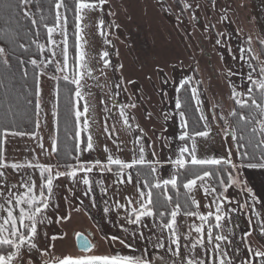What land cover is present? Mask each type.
<instances>
[{
	"label": "rangeland",
	"instance_id": "rangeland-1",
	"mask_svg": "<svg viewBox=\"0 0 264 264\" xmlns=\"http://www.w3.org/2000/svg\"><path fill=\"white\" fill-rule=\"evenodd\" d=\"M185 4H190L191 7L186 8ZM60 11L64 13L63 8ZM83 15L82 35L87 41L85 51L94 69V78L86 76L82 81L86 87L82 89L81 102L83 105L84 100H87L90 106V128L84 134L86 137L91 132L95 141L94 150L84 152L83 160L98 159L106 162L108 153L105 146L114 156L118 154L122 159L131 160L134 148L132 140L139 134V130L135 129L137 123L146 134V146L155 147L157 157L162 162L169 157L174 159L177 145L183 143L178 140L182 129L180 118L176 114L178 110L175 108V100L177 95L181 99V93H177L176 88L179 81L187 77H193L189 86L198 88L202 109L211 128L207 138H197L198 157L227 156V149L232 148L233 160H237L232 137L225 138L222 131L226 125L221 116L227 118L232 127L236 128L230 115L236 104L232 98L231 85H238V90L245 91L248 87L246 74L251 70L240 59V49H252V53L247 55L251 56L257 69L264 63L259 51L260 43L264 44V0H107L102 9L86 10ZM100 19L104 20V35L100 34ZM56 38L59 39V36ZM217 40H220L219 44L216 43ZM104 51L109 53L108 67L104 66L101 58ZM56 58L60 59L59 56ZM229 70L234 75L229 76ZM55 73L46 71L45 75L39 77L38 100L41 110L37 115L38 135L18 136L9 132L4 137L3 156L8 163H35L38 159L40 163L56 164L53 153L49 154L57 131L54 116L57 109V81L50 78L57 75ZM117 84L120 85L119 88L116 87ZM224 84L229 94L225 93ZM243 98L248 97L245 95ZM193 102L196 105L195 98ZM257 102H260L258 94ZM130 103L136 105L135 108L127 109L128 114L135 117V120L130 121L133 125L132 131L124 128L119 115V105ZM249 103L251 104L250 100ZM165 114L169 117L167 120ZM255 116L260 119L258 113ZM105 121L108 131L113 132L111 137L105 131ZM40 137L43 138V149L39 147ZM117 144L122 149L119 153ZM147 158L153 159L151 155ZM5 171L9 185L16 183L20 177L39 174L38 170L32 169L15 172L8 168ZM239 171L240 181L246 183L235 184L224 193L230 201H226L224 205L230 218L222 222L223 231L230 236L232 244H222V247L227 252L225 259H231L233 264H241L245 260L260 264L261 258L255 257L247 248L250 245L253 250L264 251V234L260 231L264 222V209L260 208L257 200L253 201L252 193L247 189L251 188L257 197L253 185L254 176H264V169L245 168ZM116 172L115 166L112 172L100 173L94 169L90 174L94 183L88 195L84 194L87 186L79 182V176L76 183L65 177L55 181L54 201L58 208L52 207L48 210L52 223L42 227V232L47 233V236L42 235L37 241L41 249H47L50 255L42 256L40 252H33V264H42L52 256L83 255V251L76 245L77 233H84L91 239L97 254H110L114 249H119L122 254L149 258L153 264H171L173 260L186 261L193 254L203 258V249L199 246L193 254L184 246L188 243L189 226L193 222L198 224V218L183 215L177 218L182 236L181 256H172L166 248L154 246L156 236L160 235L156 227L159 223L158 217L155 221L145 217L143 224L146 227L129 224L127 216L130 208L138 207V189L143 187L137 181L143 179L133 172L131 183L127 182L126 177L120 183ZM173 172L172 165L163 163L159 175L168 178ZM210 183L217 188V194L223 190L215 183ZM102 188L107 191H102ZM193 195L200 201V211L206 213L205 206L212 203L215 194L206 197L198 187ZM129 199L133 201L132 205H128L127 209L119 207L127 204ZM85 203L95 219L81 205ZM212 207L214 209L215 206ZM105 208L109 211H105ZM69 213L70 219L56 222L59 217ZM125 228L128 229L127 232L124 231ZM138 229L143 233L142 236L137 232ZM219 231L216 230L214 234ZM134 232L137 234L132 235ZM248 233L251 235H247ZM167 234L168 230H164V236ZM52 236L58 238L53 241ZM113 236L123 239L125 243L130 242L133 246L126 248L119 242L113 243ZM192 236L195 239L196 233L193 232ZM165 244L167 245L166 240ZM216 259L218 264V256ZM208 264H211V257Z\"/></svg>",
	"mask_w": 264,
	"mask_h": 264
},
{
	"label": "snow or ice",
	"instance_id": "snow-or-ice-1",
	"mask_svg": "<svg viewBox=\"0 0 264 264\" xmlns=\"http://www.w3.org/2000/svg\"><path fill=\"white\" fill-rule=\"evenodd\" d=\"M32 0H20L22 5L26 6L31 3ZM107 0H76L75 3V15H74V31L72 36L74 37L73 49L75 54L69 56V32H68V17L65 13L60 11L61 8L66 9L64 0H58L55 4L56 12L54 23L49 25L44 22L45 17L41 16L40 21L43 22V27L46 29L47 43H40L38 40L36 43L38 54L44 55L45 52L48 55L45 59L37 60L32 58L29 62L34 66L37 79V97L40 95L39 89V77L46 74V68L48 65H53L54 70L62 75L51 76V79L59 81L63 79L66 82H70L75 85V104H74V118L76 123V131L74 139L77 141L75 145L77 155L70 157L75 163L68 164H44L40 163L37 159L35 163L32 161L24 162H12L8 163L4 156L0 154V264H33L32 253L40 252L42 256H49L50 253L47 249H41L38 244V239L43 235L47 236V233L42 232V227L45 224L52 223L51 217L48 215V210L52 207L58 208V204L54 201V187L55 181L61 177L69 178L73 183L82 182L87 186L85 195H88L92 191V185L94 181L90 179V174L94 169H97L100 173L112 172L113 166L116 167L118 176V182L123 183L125 177L128 183L132 182L133 172L137 177H140L141 173L137 171L138 168L144 167L148 169L149 175L152 180L143 179L137 181L138 184H142L143 187L138 189L140 201L138 207L133 206L130 208L127 216L129 224L141 225L145 217L159 218V223L156 227L160 231V235L156 236L154 246L157 248L165 249L170 252L172 256H181V233L177 224V218L181 215L189 218H198L199 223L193 222L188 229L187 241L185 247H188L189 253H195V249L199 246L203 249L202 257L197 255H190V257L184 261L177 262L171 261V264H208L211 257V264H217L216 257L218 256V264H233L231 259L226 260V249L222 247V244H232V240L229 235L224 234L223 221L226 218H230V214L225 211V202L229 201V198L224 195L228 188L235 184L246 183L240 181L239 176L241 172L239 170L247 169H264V63L259 65V68L252 63L250 55L252 49L249 47L247 50L241 48L240 59L247 63L249 69L246 74V82L248 87L245 91L238 90L240 86L232 84V98L235 103L240 106L241 109H255L258 111L260 119H256L255 115L246 117L243 113H237L236 109H233L230 113L231 116H239V120L244 122L245 126L252 125L249 129L250 136H259L258 143L255 145V149L261 154H250L247 145L251 144L250 138L244 135H237V129L233 128L227 118L221 116L225 121L226 128L223 129L225 138L232 137L234 147L237 153V160H233L232 148L227 149V156L222 157H204L200 158L197 155L198 145L197 138H207L211 133V128L208 124V117L205 115L202 109V101L199 98V92L197 87H191V97L196 100L197 111H199V119L203 121V130H191L189 121L186 117L185 111L182 110V101L180 96L177 95L175 100V108L178 110L177 115L180 118V127L182 129L178 140L183 142L177 145L175 151V158L169 157L166 161H161L157 157L155 147L151 145L146 146L144 130L140 128L137 123L135 129L139 130V134L134 137L132 143L134 145L133 155L131 160L122 159L118 154L113 155L110 149L105 146V151L108 153L106 162L100 160L85 161L81 157L84 152L93 151L95 147V141L91 132L81 139V133L90 128L89 124V110L90 106L87 100H84L82 110L80 106V100L83 98L82 89L86 87L82 83L85 77H93L94 69L91 67V61L87 58L85 51V44L87 41L84 39L82 32V21L84 19L83 13L85 11H91L96 9H102ZM186 8L191 7L190 4L184 5ZM26 16L32 14L25 10ZM226 18V17H225ZM32 24L37 23L36 19H32ZM104 20L100 19V34L103 32ZM36 35L39 36L37 30ZM59 36V39L56 36ZM251 38L249 37V42ZM110 43V41H109ZM217 44L220 40L216 41ZM23 47V46H22ZM27 50V49H25ZM5 52L4 47L0 46V54ZM59 56L60 59L56 57ZM109 53L107 51L102 52L101 58L103 59L104 66L108 67L110 61L107 59ZM259 59V57H256ZM7 59L4 63L7 64ZM23 63V61H21ZM122 67V65H121ZM70 70V74H69ZM25 76L27 70H24ZM234 73L229 70V76ZM193 77H187L179 81L176 88L177 93L185 89L186 85H190ZM167 83V80H165ZM199 83V82H197ZM120 87L119 84L116 85ZM57 96L59 95V87L57 86ZM257 94L260 102H257ZM118 95V93H116ZM247 99H244V96ZM251 101V104L249 103ZM135 103L121 104L119 105V115L122 118V124L126 130L132 131L133 125L131 120H135L134 116L128 114L127 109L135 108ZM41 110L39 100L36 102L37 115ZM107 111V109H106ZM150 115V114H149ZM54 116L58 117V112H54ZM169 117L165 114V119ZM83 124L81 126V120ZM215 119V117H213ZM58 123V120H57ZM105 131L111 137L113 132L108 131L107 121H105ZM113 125V129H114ZM36 128L39 129V120L36 121ZM9 129H3V136L7 137ZM12 135L24 136L31 135L36 137L38 132L25 133L23 131L11 132ZM118 136V134H117ZM43 138H39V147L43 149ZM244 141V143H241ZM190 142V143H189ZM115 143V141H114ZM154 143V142H153ZM117 153L122 151L120 144L116 145ZM58 151L57 141L53 139L51 153ZM151 155L153 159L147 157ZM247 161V162H246ZM163 163H167L173 166L174 172L168 178H162L159 175L160 169ZM11 168L15 172H20L24 169L38 170V176H26L20 177L16 183L9 185L7 183L6 169ZM64 168L65 171L60 169ZM231 169L232 171H229ZM187 175H184V174ZM235 173V175H234ZM83 174V175H80ZM39 181V183H37ZM227 181V182H226ZM210 182L215 183L223 190L217 194V188L212 186ZM100 183V181H95ZM185 189L183 194L180 193V187ZM171 187L176 190V199L173 200V196L168 194V189ZM201 188L203 193L207 197L208 195H214V199L211 204L206 205V213L201 212L200 201L195 198L193 193L197 188ZM154 190H162L157 193V199H154ZM102 191H107L106 188H102ZM247 191L252 193V199L255 202L258 198L251 188ZM181 195L183 196V207L181 203ZM163 196V201H159V197ZM133 201L128 200L127 204L119 205L120 208H128V205H132ZM215 206L214 209L212 206ZM170 206V207H169ZM255 204L252 205L254 207ZM160 208H165V211H160ZM237 209H233L236 211ZM105 211H109L105 208ZM71 218V213L64 217H59L56 221L59 223L61 220H68ZM164 230H168L167 236H164ZM216 230H220L218 234H214ZM125 232L128 229H124ZM262 234H264V222L260 228ZM139 235H143L142 232L137 230ZM196 233L195 239H193L192 233ZM137 233H132L136 235ZM66 235V233L64 234ZM77 239L83 251V255L72 256L67 255L64 257L52 256L50 259L44 260L42 264H153V261L144 256H135L131 254H122L119 249H114L110 254H97L95 252L96 246L92 244L89 239L81 233H77ZM247 235H251L248 233ZM58 237L52 236L54 241ZM62 238V237H61ZM113 243L119 242L126 248H131L133 245L125 243L123 239L113 236ZM150 239V238H149ZM167 241V245L165 244ZM174 246V247H173ZM54 247V245H49ZM247 250L252 252L255 257H260V264H264V251L253 250L249 245ZM163 260V257L159 258ZM241 264H252L251 260L242 261Z\"/></svg>",
	"mask_w": 264,
	"mask_h": 264
},
{
	"label": "trees",
	"instance_id": "trees-1",
	"mask_svg": "<svg viewBox=\"0 0 264 264\" xmlns=\"http://www.w3.org/2000/svg\"><path fill=\"white\" fill-rule=\"evenodd\" d=\"M57 2L58 0H32L25 8L20 3V0H0V46L5 49V52L0 54V154L2 155L4 128H8L9 132L23 131L25 133H32L37 131V70L29 61L32 58H36L39 61L45 59L48 55L47 52L44 55L38 54V49L34 41L38 40L40 43H47L46 29L43 27V22L40 21V17L44 16V22L49 25L54 23L56 12L55 4ZM75 3L76 0H64L66 9L63 8L64 13L68 17L70 64L71 57L75 54V50L72 47L74 42L72 33L75 24ZM25 10L32 15L26 16ZM32 19H36L37 23L35 25L32 24ZM37 30L39 31V36L36 35ZM259 51L260 57L264 59V44L260 43ZM5 59L8 61L7 64L4 63ZM48 67L50 70L46 68V71H55L53 65H48ZM25 69L27 70L26 76L24 74ZM57 86L59 87V95L57 96L56 103V112H58V117H56L58 151L53 153V155L55 162L63 165L75 163L70 157L77 155L75 149L77 141L74 139L76 131L74 104L76 98L74 95L75 85L61 79L57 81ZM180 93L183 104L182 109L185 111L189 126L191 127L190 129L203 130V122L199 119V111H197L193 97H191L190 86L186 85L185 89L181 90ZM80 105H82L81 100ZM234 109H236L237 113L246 114V117H251L253 114L256 115L258 113L254 108L241 109L237 104L234 105ZM232 118L237 129V135L242 134L251 139L252 143L247 145L250 154L260 155L261 153L255 149L259 136H250L249 133L252 125L245 126L244 122L239 120V116H232ZM82 122L81 120V124ZM83 138H85L84 132L81 133V139ZM241 143H244V141H241ZM83 155L81 157L82 160ZM137 171L141 173L140 177L142 179L152 180L147 168L141 167ZM184 175L187 174L185 173ZM179 190L181 194L185 192L182 186ZM161 191L154 190V199H157V193ZM168 194L172 195L175 201L176 190L169 187ZM76 200L80 203L79 199ZM159 201H163V196L159 197ZM182 201L183 196L181 195V203ZM81 205H84L90 217L95 219L88 205L86 203ZM165 210V208H160V211Z\"/></svg>",
	"mask_w": 264,
	"mask_h": 264
},
{
	"label": "crops",
	"instance_id": "crops-1",
	"mask_svg": "<svg viewBox=\"0 0 264 264\" xmlns=\"http://www.w3.org/2000/svg\"><path fill=\"white\" fill-rule=\"evenodd\" d=\"M253 185L258 198L257 203L264 209V176L255 175Z\"/></svg>",
	"mask_w": 264,
	"mask_h": 264
},
{
	"label": "water",
	"instance_id": "water-1",
	"mask_svg": "<svg viewBox=\"0 0 264 264\" xmlns=\"http://www.w3.org/2000/svg\"><path fill=\"white\" fill-rule=\"evenodd\" d=\"M81 234H83L84 236H86V237L89 239V241L91 242V239H90L87 235H85L84 233H81ZM91 243H92V242H91ZM92 244H93V243H92ZM76 245H77V248H78L79 250L82 251L81 246H80V244H79V241H78V239H77V235H76Z\"/></svg>",
	"mask_w": 264,
	"mask_h": 264
},
{
	"label": "flooded vegetation",
	"instance_id": "flooded-vegetation-1",
	"mask_svg": "<svg viewBox=\"0 0 264 264\" xmlns=\"http://www.w3.org/2000/svg\"><path fill=\"white\" fill-rule=\"evenodd\" d=\"M224 86H225V93H226V94H229V93H228V92H229V90H228V88H227L226 84H224ZM218 91H219V92H221L220 90H218ZM221 93H222V92H221ZM226 94H225V95H226Z\"/></svg>",
	"mask_w": 264,
	"mask_h": 264
}]
</instances>
